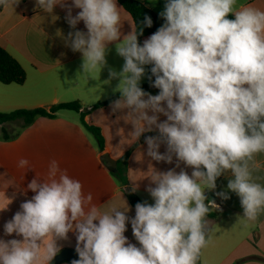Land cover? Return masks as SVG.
Returning a JSON list of instances; mask_svg holds the SVG:
<instances>
[{
	"label": "clouds",
	"instance_id": "clouds-1",
	"mask_svg": "<svg viewBox=\"0 0 264 264\" xmlns=\"http://www.w3.org/2000/svg\"><path fill=\"white\" fill-rule=\"evenodd\" d=\"M18 3L0 0L3 7ZM36 4L49 14L57 5L66 8L72 29L83 21L86 32L76 30L65 38L67 46L82 53L83 72L100 73L108 45L116 44L124 64L119 72L109 69L120 94L112 109L127 110L123 118L133 126L128 143L158 131L145 137L147 156L169 164L175 158L176 166L162 172L149 164L142 172L154 203H137L133 218L123 198V207L101 212L81 182L50 161L48 179L28 184L35 195L4 225L6 236L21 239H0V264H50L61 251L58 241L67 240L69 232L76 235L79 257L71 264H198L208 244L210 209L219 210L205 192L215 190L226 172L231 174L227 189L239 197L243 218L256 221L264 214V183L254 175L259 170L255 158L264 153V10L237 9V0H166L159 13L165 23L141 45L142 29L122 34L117 0ZM73 7L80 9L75 16ZM143 23L152 26L148 16ZM148 65L157 95L140 87ZM160 115L166 117L162 122ZM181 163L192 168L191 175L183 168L176 171ZM28 164L19 161V167ZM131 190L137 191L138 184ZM217 195L230 198L224 191ZM129 223L139 247L125 236Z\"/></svg>",
	"mask_w": 264,
	"mask_h": 264
},
{
	"label": "crops",
	"instance_id": "crops-1",
	"mask_svg": "<svg viewBox=\"0 0 264 264\" xmlns=\"http://www.w3.org/2000/svg\"><path fill=\"white\" fill-rule=\"evenodd\" d=\"M138 1L158 15L166 3L165 0ZM66 3L71 5L72 0H66ZM117 3L121 8V32L127 35L135 30V23L119 0ZM248 6L264 10V0H237V9ZM79 11L73 7L72 15L75 16ZM66 16V8L57 5L53 13L49 14L37 7L36 0H19L13 6H2L0 46L24 68L26 80L21 85L0 82V113L49 109L63 103L79 102L81 112L87 114L86 120L101 129L105 153L101 152L95 137L83 126L81 114L76 111L62 109L56 117H38L26 127H23L21 119L0 123V208L7 206L0 210V239H21L15 234L6 236L4 225L21 210V203L35 195L28 189V184L34 178L48 179L52 160L58 162L62 172L81 182L85 196L91 194V204L96 205L101 212L108 211L112 206L123 207L124 199L131 209L128 215L133 218L135 206L125 189L131 190L133 183L138 184L137 191L131 190L133 194L143 203L153 204L154 200L146 191L150 180L142 178V172L148 171L149 164L162 172L176 166L175 158L169 164L156 162L147 156L145 137L156 136L158 131L146 132L138 141L128 143L133 126L123 118L127 110L113 112L112 102L120 98L117 97L119 92L115 91L119 81L109 80V69L121 71L124 60L116 53V44L111 43L106 55L107 65L102 71L83 72L82 53L74 52L67 46L65 38L69 32H86L87 29L83 21L77 24L76 29H72ZM160 21L162 26L165 21L161 17ZM151 35L143 38L142 45ZM145 69L146 74L140 85L148 80L147 66ZM149 90L148 93L152 95L159 93V89L152 86ZM99 103L104 104L97 106ZM159 119L162 122L166 117L160 115ZM159 151L163 154L166 146L162 144ZM127 153V183L123 184L110 166ZM138 154H142L141 159L137 157ZM22 158L29 161L26 168L19 167ZM255 163L259 170L254 175L260 177L258 182L264 183V153L256 156ZM181 168L191 175L192 168L181 163L176 171L179 172ZM230 178L229 172L224 173L217 179L216 189L205 192L207 197H215L219 210L211 209L216 218L207 219L208 244L202 249L201 264H264V214L256 221L243 218L239 197L227 189ZM222 191L228 192L230 198L224 200L219 197L217 193ZM125 236L139 247L130 223ZM58 245L60 252L69 249L78 256L75 251L76 235L73 232H69L67 240L58 241ZM43 251L42 248V254Z\"/></svg>",
	"mask_w": 264,
	"mask_h": 264
},
{
	"label": "trees",
	"instance_id": "trees-1",
	"mask_svg": "<svg viewBox=\"0 0 264 264\" xmlns=\"http://www.w3.org/2000/svg\"><path fill=\"white\" fill-rule=\"evenodd\" d=\"M166 1V0H165ZM120 4L131 14L135 23V29L139 33L140 29L143 30L142 35H138V41L142 45V40L144 37L155 33L161 26V21L159 15L152 10L150 7L145 5L144 3L138 0H119ZM145 16H148L152 20V26L146 27L143 23ZM229 19H234L235 17L229 15ZM148 68V77L151 75L150 68L151 65L147 66ZM26 80V72L24 68L19 64V62L14 59L2 46H0V82L3 84H18L21 85ZM154 80V77L152 78ZM140 87L145 91L149 92V88L151 87V82L148 79L146 83L141 84ZM117 97H120L117 96ZM104 103H99V105H103ZM62 109L72 110L79 112L81 123L83 126L89 131L97 140L99 149L101 152L105 153V142L104 137L102 135L101 129L95 125L90 124L87 120V114L85 112H81L82 107L79 102H70L63 103L59 105L52 106L49 109L45 108H37V109H21L16 110L11 113H0V123L13 121L16 119H21L23 121V127L31 125L35 119L38 117H49L54 118L58 111ZM6 138V137H5ZM129 158V153L123 156L120 160H118L113 166H110L113 170V174L123 183H127L126 179V167L127 161ZM129 197L134 204L143 203L133 192L127 189ZM209 200H215V197L212 195L208 196ZM207 202V201H206ZM215 219L216 214L212 212L210 209L209 215L207 219ZM209 233V229L207 230V236ZM198 264H201V255L198 261Z\"/></svg>",
	"mask_w": 264,
	"mask_h": 264
},
{
	"label": "water",
	"instance_id": "water-1",
	"mask_svg": "<svg viewBox=\"0 0 264 264\" xmlns=\"http://www.w3.org/2000/svg\"><path fill=\"white\" fill-rule=\"evenodd\" d=\"M1 9H2V6H0V10ZM103 158H106V156H104ZM75 259H79V257L77 255H75V253L72 250L65 249L62 252H60L59 254H57L50 261V264H60V263H62L64 261L72 262Z\"/></svg>",
	"mask_w": 264,
	"mask_h": 264
}]
</instances>
